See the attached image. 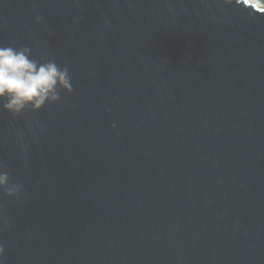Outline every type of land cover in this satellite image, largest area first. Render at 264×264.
<instances>
[{"label":"water","instance_id":"obj_1","mask_svg":"<svg viewBox=\"0 0 264 264\" xmlns=\"http://www.w3.org/2000/svg\"><path fill=\"white\" fill-rule=\"evenodd\" d=\"M9 45L74 91L0 110L4 264H264V7L0 0Z\"/></svg>","mask_w":264,"mask_h":264},{"label":"clouds","instance_id":"obj_2","mask_svg":"<svg viewBox=\"0 0 264 264\" xmlns=\"http://www.w3.org/2000/svg\"><path fill=\"white\" fill-rule=\"evenodd\" d=\"M35 19L37 23L43 22L40 15ZM73 91L66 66L53 59H34L31 47L0 46V110L14 116L37 113L49 104L59 103L62 92L71 95ZM23 191V185L14 182L0 166V195L18 200ZM5 255L6 248L0 243V264H4Z\"/></svg>","mask_w":264,"mask_h":264},{"label":"trees","instance_id":"obj_3","mask_svg":"<svg viewBox=\"0 0 264 264\" xmlns=\"http://www.w3.org/2000/svg\"><path fill=\"white\" fill-rule=\"evenodd\" d=\"M255 1L257 2V4L259 3L264 6V0H255Z\"/></svg>","mask_w":264,"mask_h":264},{"label":"rangeland","instance_id":"obj_4","mask_svg":"<svg viewBox=\"0 0 264 264\" xmlns=\"http://www.w3.org/2000/svg\"><path fill=\"white\" fill-rule=\"evenodd\" d=\"M252 1H255V0H252ZM256 2V1H255ZM257 3V2H256ZM259 4V3H258ZM260 7H264L263 5L259 4Z\"/></svg>","mask_w":264,"mask_h":264}]
</instances>
